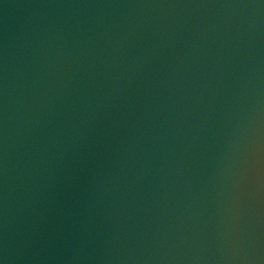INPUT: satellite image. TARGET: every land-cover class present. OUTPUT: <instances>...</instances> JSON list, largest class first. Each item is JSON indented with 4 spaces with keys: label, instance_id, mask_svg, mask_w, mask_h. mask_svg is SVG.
Instances as JSON below:
<instances>
[{
    "label": "water",
    "instance_id": "water-1",
    "mask_svg": "<svg viewBox=\"0 0 264 264\" xmlns=\"http://www.w3.org/2000/svg\"><path fill=\"white\" fill-rule=\"evenodd\" d=\"M0 264H264V0H0Z\"/></svg>",
    "mask_w": 264,
    "mask_h": 264
}]
</instances>
